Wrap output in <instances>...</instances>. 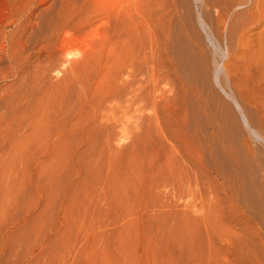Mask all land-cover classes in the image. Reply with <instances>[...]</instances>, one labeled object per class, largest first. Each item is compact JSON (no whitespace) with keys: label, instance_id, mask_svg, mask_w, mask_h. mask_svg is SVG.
Segmentation results:
<instances>
[{"label":"rangeland","instance_id":"1","mask_svg":"<svg viewBox=\"0 0 264 264\" xmlns=\"http://www.w3.org/2000/svg\"><path fill=\"white\" fill-rule=\"evenodd\" d=\"M163 1L0 0V264H264V0Z\"/></svg>","mask_w":264,"mask_h":264},{"label":"bare ground","instance_id":"2","mask_svg":"<svg viewBox=\"0 0 264 264\" xmlns=\"http://www.w3.org/2000/svg\"><path fill=\"white\" fill-rule=\"evenodd\" d=\"M167 1V2H166ZM212 1V0H211ZM210 0H202V5L203 6H205L206 8L208 7V6H211V5H213L212 3L213 2H211ZM218 1L219 0H217V3H218ZM221 2H222V4H223V6L221 7L220 6V9L218 10V9H216V11L215 12H217V20L218 21H221L223 18L224 19H226V17H228V12H229V10L232 8V7H234L235 5L237 6H239V5H241V3L243 4L244 2H246L247 0H242L241 1V3L239 4L238 3V1L237 0H220ZM219 1V2H220ZM235 1H237V2H235ZM255 1V0H254ZM159 2H160V0H159ZM164 3H166V4H160V5H162V6H159V9H160V7H161V12H159L158 14H160L159 16H157V18L156 19H158L157 21H158V23L157 22H155V39L157 40L158 38H160V39H163L162 41H164L163 42V45H161V43L159 44H157V43H155L156 45H159V46H157V49H155V57H157V59H160L161 60V54H160V51H167L168 49V37H167V32L165 33V34H163L165 31V26H164V24H166V25H168L172 20H171V15L173 16V14H174V12L177 10V9H175V5L174 6H172V5H168L169 4V2H168V0H164L163 1ZM172 2V1H171ZM170 2V3H171ZM175 2V1H174ZM257 2V1H256ZM255 2V3H256ZM161 3V2H160ZM258 3V2H257ZM159 4V3H158ZM214 4H216L215 3V0H214ZM166 5L168 6V7H166ZM217 5V4H216ZM164 6L167 8H164ZM170 6L173 8V9H171L170 8ZM261 5H259V7H260ZM177 7V6H176ZM258 7V6H257ZM179 8V7H178ZM233 10V9H232ZM256 11V10H255ZM259 11V10H258ZM178 12H180V11H178ZM205 12V11H204ZM241 12V11H240ZM182 13V12H181ZM203 13V12H202ZM249 13V12H248ZM251 13V12H250ZM249 13V16H251V15H253V17H255V13H252V14H250ZM256 13H257V11H256ZM157 14V15H158ZM176 14V13H175ZM174 14V15H175ZM183 14L184 13H182V16H183ZM206 14V13H205ZM215 15V16H216ZM241 15V14H240ZM179 16V15H178ZM185 16V15H184ZM243 16V15H242ZM257 16V15H256ZM180 18H181V14H180V16H179ZM186 17V16H185ZM199 17V18H198ZM198 20L200 21V25L201 24H203V22L202 21H204V17L201 19V17H200V15H198ZM232 17H233V15H232ZM252 17V18H253ZM235 18H237V17H235ZM247 18V17H246ZM184 19V18H183ZM231 20V19H230ZM234 20V19H233ZM245 20V19H244ZM244 20H238L237 19V21L235 22V20L234 21H232L233 23L235 22V26H234V28L235 27H241V25L243 26V24H245L246 22L244 21ZM256 20V19H255ZM180 21V20H179ZM190 22H192V21H190ZM258 22V21H257ZM180 23H181V27H182V31H183V34H184V36L186 37V39H188L189 41H190V43L192 42L193 44H195V46H197L198 47V49H199V51L201 52V54L205 57V55H206V51L204 50V47H203V43H202V40H201V38H200V36H199V25H198V27L196 26H192L194 29H192L191 27H189V25H187V23L184 21V20H182L181 19V21H180ZM173 25V24H172ZM202 26V25H201ZM164 29V30H163ZM230 30V29H229ZM237 30V29H236ZM238 31V30H237ZM231 32V31H230ZM170 37V36H169ZM230 38V37H229ZM158 41V40H157ZM157 41H155V42H157ZM160 46H161V48H160ZM163 54V53H162ZM165 54V53H164ZM156 59V60H157ZM175 60V59H174ZM182 60V59H181ZM159 61V60H158ZM158 61H155V63L156 62H158ZM167 61V60H166ZM158 64V63H157ZM161 64V63H160ZM209 67V66H208ZM171 68V67H170ZM216 71V70H215ZM214 74H218V73H214ZM232 74V73H231ZM231 74H230V76L228 75V77H229V79L231 80V79H233V78H230L231 77ZM182 75V74H181ZM227 75V74H226ZM216 77V76H215ZM186 79V78H185ZM184 79V80H185ZM217 80V79H216ZM215 80V81H216ZM234 82L235 81H233V82H231V83H233L234 84ZM218 83H219V81H218ZM242 83H244V81L242 82ZM181 84V83H180ZM235 84L236 85H238L239 86V84H237V82H235ZM184 85V84H183ZM182 85V86H183ZM240 85H243V84H240ZM188 86V85H187ZM197 86V85H196ZM181 87V86H180ZM183 90V89H182ZM187 90V89H186ZM189 90V89H188ZM222 90H223V88H222ZM191 91V90H190ZM195 91V90H194ZM243 91V90H242ZM187 95V94H186ZM230 94H228V96H229ZM201 95H200V93H196L195 92V98L196 99H198L200 102H201V97H200ZM184 98H185V96H184ZM203 98V97H202ZM203 100V99H202ZM209 102V101H208ZM226 103V102H225ZM213 104V103H212ZM176 105V104H175ZM201 105V104H200ZM202 105H203V103H202ZM205 108L206 107H204V110H205ZM214 108V107H213ZM216 109V108H215ZM228 109V108H227ZM229 110V109H228ZM210 111V110H209ZM230 111V110H229ZM203 112V111H202ZM218 114V113H217ZM185 117V116H184ZM187 118V117H186ZM185 118V119H186ZM191 119V118H190ZM212 120V119H211ZM208 121V120H207ZM215 122V121H214ZM223 124V123H222ZM183 125V124H182ZM209 125V124H208ZM225 126V125H224ZM224 130V129H223ZM220 134H221V132H220ZM192 140V139H191ZM196 146V145H195ZM249 147V146H248ZM197 149V148H196ZM249 149H251V148H249ZM196 152V151H195ZM199 153V152H198ZM251 153V152H250ZM259 186V185H258Z\"/></svg>","mask_w":264,"mask_h":264}]
</instances>
